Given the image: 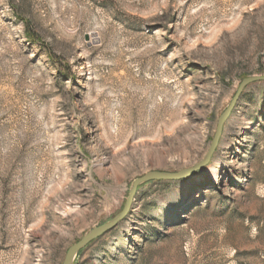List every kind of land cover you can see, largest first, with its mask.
<instances>
[{
	"label": "rangeland",
	"instance_id": "obj_1",
	"mask_svg": "<svg viewBox=\"0 0 264 264\" xmlns=\"http://www.w3.org/2000/svg\"><path fill=\"white\" fill-rule=\"evenodd\" d=\"M258 75L264 0H0V264H61ZM73 264H264V81Z\"/></svg>",
	"mask_w": 264,
	"mask_h": 264
},
{
	"label": "water",
	"instance_id": "obj_2",
	"mask_svg": "<svg viewBox=\"0 0 264 264\" xmlns=\"http://www.w3.org/2000/svg\"><path fill=\"white\" fill-rule=\"evenodd\" d=\"M257 81H264V75H258V76H249L243 78L233 97L231 98L228 105L225 107V109L220 113V115L217 118L216 127L214 134L212 136L211 142L209 144V147L203 156V158L195 165L189 168L181 169L174 172L169 171H148L145 174L133 179V181L130 184L128 194L125 198L124 204L122 206V209L114 215L109 220L94 226L87 232H85L76 242L72 243L66 250L65 255L63 257L61 264H73L75 257L77 254L83 250L88 244H90L93 240L97 239L104 233L112 230L115 228L121 221H123L126 216L128 215L132 203L134 201L135 194L137 192V189L139 186L150 182V181H156V180H179L184 179L187 176L193 174L195 171L203 167L205 164H207L214 153L218 143L219 139L222 133L223 125L225 121L229 118L231 115L238 99L240 98V95L244 88L253 82Z\"/></svg>",
	"mask_w": 264,
	"mask_h": 264
},
{
	"label": "trees",
	"instance_id": "obj_3",
	"mask_svg": "<svg viewBox=\"0 0 264 264\" xmlns=\"http://www.w3.org/2000/svg\"><path fill=\"white\" fill-rule=\"evenodd\" d=\"M25 34H26V37L30 40V41H37V37H36V34L33 32V30L31 29V27L28 25V23L26 22V28H25ZM49 56L50 58L53 60V61H56L57 60V57L56 55H54L53 53H51L49 51Z\"/></svg>",
	"mask_w": 264,
	"mask_h": 264
}]
</instances>
